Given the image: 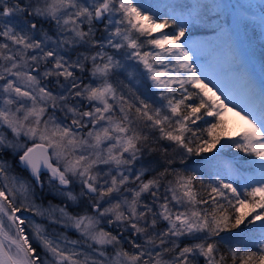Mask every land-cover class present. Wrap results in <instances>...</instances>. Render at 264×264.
Listing matches in <instances>:
<instances>
[{
  "label": "snow or ice",
  "instance_id": "obj_1",
  "mask_svg": "<svg viewBox=\"0 0 264 264\" xmlns=\"http://www.w3.org/2000/svg\"><path fill=\"white\" fill-rule=\"evenodd\" d=\"M257 36L264 0H0V264H264Z\"/></svg>",
  "mask_w": 264,
  "mask_h": 264
},
{
  "label": "trees",
  "instance_id": "obj_2",
  "mask_svg": "<svg viewBox=\"0 0 264 264\" xmlns=\"http://www.w3.org/2000/svg\"><path fill=\"white\" fill-rule=\"evenodd\" d=\"M236 2H237V0H233V3H236ZM257 31H259V29H257ZM250 32H251V30H250ZM262 47H264V38H260V36H257L255 38V40L253 41V48H254L255 52L259 55V58H260V55H261L260 51H261V48ZM224 152L227 155H232V153H235L236 152V149L235 148H231V149H227L226 148V149H224ZM206 155H209L210 156L211 153H208ZM205 179H208V177H205ZM49 199H52V198L49 197ZM52 202L53 203H59V200H53ZM47 203H48V201L45 200L44 201L45 206H47Z\"/></svg>",
  "mask_w": 264,
  "mask_h": 264
},
{
  "label": "rangeland",
  "instance_id": "obj_3",
  "mask_svg": "<svg viewBox=\"0 0 264 264\" xmlns=\"http://www.w3.org/2000/svg\"><path fill=\"white\" fill-rule=\"evenodd\" d=\"M243 1L245 2V0H242V2H243ZM260 38H261V37H260ZM262 52H264V47L261 48L260 53H262ZM226 118H227V119L229 120V122H230V128H231L233 122L239 121V117H235L234 114H231V113H229L228 116H227ZM240 123H242V122H240ZM73 232H74V231H73Z\"/></svg>",
  "mask_w": 264,
  "mask_h": 264
}]
</instances>
